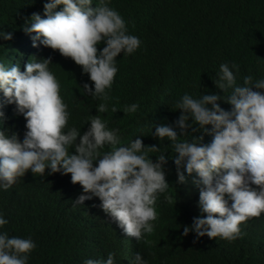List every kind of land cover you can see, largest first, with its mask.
<instances>
[{
  "label": "trees",
  "instance_id": "16d2710c",
  "mask_svg": "<svg viewBox=\"0 0 264 264\" xmlns=\"http://www.w3.org/2000/svg\"><path fill=\"white\" fill-rule=\"evenodd\" d=\"M46 2L0 0V31L13 37L10 41L0 37V63L5 67L19 64L25 70L17 56L25 50V55L32 56L35 34L26 33L24 26L33 13L44 18ZM98 4L99 0H93V7ZM108 6L121 14L127 34L141 41L133 54L121 53L116 58L118 72L109 100L86 94L84 84L94 91L89 75L59 51L41 44L36 60L51 58L49 70L60 83V95L70 114L65 132L75 127L83 135L90 128L88 118L99 115L110 130H118V147L139 138L145 146L160 147L168 158L164 169L169 188L158 196L154 234L144 237L151 245L128 237L102 210L99 198L74 205L84 194L82 187L73 185L70 175L50 174V169L43 177L29 170L11 188H0V215L8 221L0 233L33 240L36 247L27 264H84L88 259L104 261L110 252L114 264H135L138 252L147 264H264V213L241 224V238L232 242L197 238L194 231L183 235L184 227L191 228L194 218L205 215L199 208L200 188L192 183L199 177L195 173L188 176L181 166L186 183H179L172 142L152 135L155 125L175 127L182 114L175 104L186 93L194 99L203 94L227 99L231 89L223 92L215 87L221 64L233 71L238 86L249 75L254 77L253 83L264 79V0H108ZM105 46L101 42L98 50ZM223 99L218 101L220 107L231 111L232 106ZM100 103L107 105V112H97ZM134 103L139 104L138 110L125 114L124 108ZM0 104L5 114L0 128L9 136L16 134L22 143L26 120L15 104H8L2 91ZM109 150L105 146L101 152ZM69 151L76 154L74 148ZM159 154H150L151 159L155 162Z\"/></svg>",
  "mask_w": 264,
  "mask_h": 264
},
{
  "label": "clouds",
  "instance_id": "9594fccd",
  "mask_svg": "<svg viewBox=\"0 0 264 264\" xmlns=\"http://www.w3.org/2000/svg\"><path fill=\"white\" fill-rule=\"evenodd\" d=\"M92 5L93 0H47L44 18L33 13L24 26L26 33L35 34L32 56L25 55L26 50L17 56L25 70L19 64L5 67L0 63V91L8 104H15L27 129L21 143L16 134L9 136L0 128V188H11L29 170L40 177L46 169L50 174L70 175L71 183L79 184L84 193L74 205L99 198L102 210L128 237L150 246L151 241L144 237L154 234L158 196L169 188L164 169L168 158L160 147L145 146L139 138L118 147V130H110L99 115L88 118L90 128L83 135L75 127L65 132L70 114L60 95V83L49 70L51 58L36 60L41 44L59 51L89 75L94 91L84 84L86 94L109 100L118 72L116 58L121 53L133 54L141 41L127 34L125 20L108 6V0ZM60 6L62 10L57 11ZM0 37L13 38L2 31ZM101 42L106 43L102 51L98 50ZM232 67L239 71L237 65ZM215 87L223 92L231 89V94L226 100L217 94H203L199 99L184 94L175 104L182 113L175 127L155 125L152 135L172 142L179 183H186L181 166L188 176L195 173L199 177L192 183L200 188L199 208L205 215L194 218L191 228L184 227L183 235L194 231L197 238L232 242L241 238V224L264 213V79L253 83L246 76L243 86H238L233 71L221 64ZM221 99L232 106L231 111L220 107ZM2 108L0 104V125L5 117ZM138 108L134 103L124 113H135ZM107 110L105 103L97 106L98 113ZM105 146L110 150L101 152ZM155 153L160 154L154 162L150 154ZM7 223L0 215V227ZM35 247L31 238L0 233V264H27ZM84 264H114V253L104 261L88 259ZM135 264H147L139 252Z\"/></svg>",
  "mask_w": 264,
  "mask_h": 264
},
{
  "label": "bare ground",
  "instance_id": "6f19581e",
  "mask_svg": "<svg viewBox=\"0 0 264 264\" xmlns=\"http://www.w3.org/2000/svg\"><path fill=\"white\" fill-rule=\"evenodd\" d=\"M94 1H95V0H94ZM253 71H254V70H253ZM255 73H256V72H255ZM249 76H251V75H249ZM252 77H253V76H252ZM240 78H242V77H240ZM253 78H254V77H253ZM241 80H242V79H241ZM241 82H242V81H241ZM238 83H239V81H238ZM169 118H170V116H169ZM169 118H168V119H169Z\"/></svg>",
  "mask_w": 264,
  "mask_h": 264
}]
</instances>
